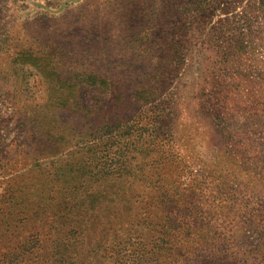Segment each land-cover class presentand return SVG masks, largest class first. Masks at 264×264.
Masks as SVG:
<instances>
[{
	"label": "rangeland",
	"instance_id": "1",
	"mask_svg": "<svg viewBox=\"0 0 264 264\" xmlns=\"http://www.w3.org/2000/svg\"><path fill=\"white\" fill-rule=\"evenodd\" d=\"M0 264H264V0H0Z\"/></svg>",
	"mask_w": 264,
	"mask_h": 264
},
{
	"label": "trees",
	"instance_id": "2",
	"mask_svg": "<svg viewBox=\"0 0 264 264\" xmlns=\"http://www.w3.org/2000/svg\"><path fill=\"white\" fill-rule=\"evenodd\" d=\"M179 47H181L180 45H178V48ZM176 49H177V47H176ZM178 54H179V52H178ZM164 65H165V68H166V70H171V69H173V68H175L176 66H174V65H172L171 64V62H165L164 63ZM157 122H159L158 124H157ZM160 124H162L161 123V119L160 118H152L151 119V121L149 122V125L151 126V127H154V128H156V127H158V126H160ZM157 130H160V127L159 128H157ZM157 130L155 131V132H157ZM158 138V140L159 141H164V143H156V139ZM168 140L167 139H162L159 135H156L155 136V134H154V132H152V136H151V139H150V141H149V147H164V145L165 144H167L168 145ZM159 185H160V188H162V185H163V182H161V183H159ZM162 200H163V198H162ZM164 204V203H163ZM169 206V205H168ZM168 208V207H167ZM195 223H200V224H203L204 223V221H205V219L204 218H202V217H196L194 220H193ZM166 227V229L168 230L167 231V234H170L172 231H169V227L170 226H165ZM177 230H179V229H177ZM177 235V234H176Z\"/></svg>",
	"mask_w": 264,
	"mask_h": 264
}]
</instances>
